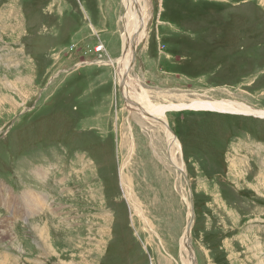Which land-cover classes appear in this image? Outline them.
<instances>
[{
    "label": "rangeland",
    "instance_id": "obj_1",
    "mask_svg": "<svg viewBox=\"0 0 264 264\" xmlns=\"http://www.w3.org/2000/svg\"><path fill=\"white\" fill-rule=\"evenodd\" d=\"M146 1L118 63L136 1L0 0V264H184L193 213L196 264H264V119L194 109L264 112V0ZM130 101L187 106L189 182Z\"/></svg>",
    "mask_w": 264,
    "mask_h": 264
},
{
    "label": "bare ground",
    "instance_id": "obj_2",
    "mask_svg": "<svg viewBox=\"0 0 264 264\" xmlns=\"http://www.w3.org/2000/svg\"><path fill=\"white\" fill-rule=\"evenodd\" d=\"M133 1H136V6L135 7H136V10L138 11V14H135V13L132 12L131 6L128 8V11H127V14H126V17H127L128 21H125V22L127 24L129 23V26L131 27V29L130 28H126V31L124 32V36H123V45H124L123 53L124 54L122 56L123 57L122 60H120L118 63H122V62L126 63L130 59V57L132 56L133 50H135L134 46L138 43L137 39H139V41L141 40V32H142V30L141 31L139 30V26H140V23L141 24L145 23V16H146V11L144 9L145 6L143 5L142 1H144L145 3L147 1L146 0H127V2H129V3H133ZM141 14H144V16L141 17ZM128 65L129 64H127V67H128ZM127 67H125L123 69L124 72L122 71V73H121V79H122V76L124 75ZM124 84H125V82H123L121 84V86H120L122 93H124V90H123ZM125 96L128 97L127 100H130V97H129L128 93H126ZM130 103L133 106V109L136 112H138L141 116L145 117L146 120L151 121L153 123L156 122V123L162 124L164 126V128L166 130V133H167V137H168V147H169V153L171 155V160L176 165V168L183 174L184 178L187 179V181L189 182L187 174L181 169L179 163L177 162V160L175 158L176 157L175 148H176L178 142H176L175 137L171 134L172 132L169 129L168 124L166 123V119L164 117V113H166L169 110H181V109H183V108H185L187 106H184V105H182V106H173V105H171V106H153L151 104L149 105V104L146 103L145 105L142 104V105H139V107H135V105H133L131 101H130ZM237 105H234V104L228 103V102H223V101H219V102H203V103H200V104H195L194 105V109L195 110H203V111L219 112V113H224V114H227V113H230V114H232V113H240V114H244V115L257 116L259 118L264 119V112H262V111H254V110H252L250 108H246V107L239 106V105L237 106ZM29 206H30V204H29ZM21 209L22 208L20 207V210ZM23 209H25V207ZM20 213H21V211H20ZM16 215L18 216V214H16ZM14 216H15V214H14ZM193 216L195 217L194 213L192 215L191 221L188 224V227H187V230H186V235L182 239L183 240L182 241L183 250H184L185 253L189 254V258H188V260L184 261V264H196L195 261H194V252L192 251L193 249H191L192 247H191L190 240H189L190 231H191V227H192L193 220H194ZM189 228H190V231H189ZM13 230H15V229L13 228ZM0 231L2 233V236H4V237L6 236V237H9V238H12L10 227L5 221H0ZM38 231H39V234L41 235V239H44L45 235L48 236V234H49V232H48L49 230H44L43 228H39ZM45 242H46V244L49 247L51 246V244L50 245L48 244V241H45ZM17 243H19V239H18ZM55 249H56V247H55ZM62 263H64V262H62Z\"/></svg>",
    "mask_w": 264,
    "mask_h": 264
},
{
    "label": "water",
    "instance_id": "obj_3",
    "mask_svg": "<svg viewBox=\"0 0 264 264\" xmlns=\"http://www.w3.org/2000/svg\"><path fill=\"white\" fill-rule=\"evenodd\" d=\"M193 219H194V216H193ZM189 231H190V228H189Z\"/></svg>",
    "mask_w": 264,
    "mask_h": 264
}]
</instances>
